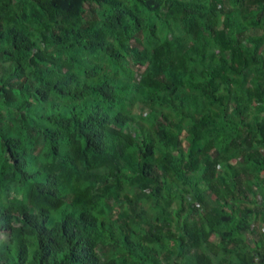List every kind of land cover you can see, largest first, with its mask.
<instances>
[{
    "label": "trees",
    "instance_id": "1",
    "mask_svg": "<svg viewBox=\"0 0 264 264\" xmlns=\"http://www.w3.org/2000/svg\"><path fill=\"white\" fill-rule=\"evenodd\" d=\"M0 264H264V0H0Z\"/></svg>",
    "mask_w": 264,
    "mask_h": 264
}]
</instances>
